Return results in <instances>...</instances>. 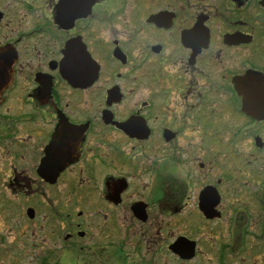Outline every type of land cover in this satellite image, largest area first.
<instances>
[{
  "label": "flooded vegetation",
  "instance_id": "1",
  "mask_svg": "<svg viewBox=\"0 0 264 264\" xmlns=\"http://www.w3.org/2000/svg\"><path fill=\"white\" fill-rule=\"evenodd\" d=\"M0 208V264H264V0H0Z\"/></svg>",
  "mask_w": 264,
  "mask_h": 264
},
{
  "label": "rangeland",
  "instance_id": "2",
  "mask_svg": "<svg viewBox=\"0 0 264 264\" xmlns=\"http://www.w3.org/2000/svg\"><path fill=\"white\" fill-rule=\"evenodd\" d=\"M0 210H1V208H0ZM13 210L14 211H18L19 210V212L20 211H22V208H19V209H17V208H13ZM1 220L3 221V222H1ZM19 220H20V218H19ZM4 223H5V219L4 218H1V215H0V227H4ZM14 223H15V225L17 226V223H18V220L15 218V220H14ZM20 223V222H19ZM6 224V226L5 227H8L9 226V224H7V223H5ZM21 224V223H20ZM20 225H18V227H19ZM18 242H20V241H18Z\"/></svg>",
  "mask_w": 264,
  "mask_h": 264
}]
</instances>
